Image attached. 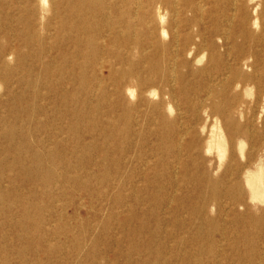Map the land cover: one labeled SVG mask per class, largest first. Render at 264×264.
Segmentation results:
<instances>
[{"label": "rangeland", "instance_id": "obj_1", "mask_svg": "<svg viewBox=\"0 0 264 264\" xmlns=\"http://www.w3.org/2000/svg\"><path fill=\"white\" fill-rule=\"evenodd\" d=\"M163 1L0 0V264H264V0Z\"/></svg>", "mask_w": 264, "mask_h": 264}, {"label": "bare ground", "instance_id": "obj_2", "mask_svg": "<svg viewBox=\"0 0 264 264\" xmlns=\"http://www.w3.org/2000/svg\"><path fill=\"white\" fill-rule=\"evenodd\" d=\"M124 1V0H123ZM175 4H176V2L175 1H173ZM163 3L166 5V2H164L163 0H149V4L147 5V8H149V9H151V8H158L159 10L162 8V5H163ZM114 4H117L116 3V1H114ZM113 4V5H114ZM203 5V4H202ZM203 7V6H202ZM201 7V8H202ZM175 8H176V6H175ZM178 9L176 8L175 9V12L177 11ZM160 17H162L161 16V14H160ZM166 31H167V29H165L164 27L162 28V30H161V32H162V34H165L166 33ZM151 32H155L154 31V29L151 31ZM179 33V32H178ZM153 37H154V35H153ZM150 43H151V45H152V47L154 46V42L151 40V37H150ZM179 43V39H178V35L175 33L173 36H172V39H171V41L169 42V43H164V44H162V48L165 50L167 47H169L170 46V48L174 45V44H178ZM150 46V45H149ZM151 47V46H150ZM168 51H170V49L168 50ZM174 52V51H173ZM172 52V53H173ZM177 55H178V49L176 48L175 49V53H174V55L173 54H171L170 53V55H169V57L171 58V60L170 61H172V63H171V65H172V67L169 65V67H168V70H166L165 68H163V69H160V67H158L156 64H151V67H150V69L152 70V71H157V76H159V77H157V76H155V77H149L148 78V80H146L143 84L146 86V85H156L157 83L159 84V83H163V81H164V78L165 77H167V75H171V76H174L175 75V68L177 67V63H178V60H176L177 59ZM168 56V55H167ZM169 58V59H170ZM130 74V73H129ZM128 75V74H127ZM130 78H131V76H130ZM130 80V82H131V87L130 88H132V87H135V85H136V83L138 82L137 80H135L134 81V79L133 80H131V79H129ZM138 85V84H137ZM159 89V88H158ZM171 93H172V95L174 94V90L173 89H171ZM172 123H174V121L172 122ZM27 215V214H26ZM171 243V242H170Z\"/></svg>", "mask_w": 264, "mask_h": 264}]
</instances>
